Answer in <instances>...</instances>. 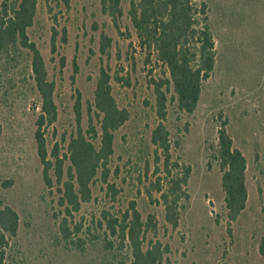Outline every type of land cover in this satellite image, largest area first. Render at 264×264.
Listing matches in <instances>:
<instances>
[{
    "label": "rangeland",
    "instance_id": "obj_1",
    "mask_svg": "<svg viewBox=\"0 0 264 264\" xmlns=\"http://www.w3.org/2000/svg\"><path fill=\"white\" fill-rule=\"evenodd\" d=\"M132 1L122 0L123 15L116 27L102 13L99 0H70L68 9L56 11L57 29L65 27L67 36L66 42L58 37L55 54L51 53L53 16L45 0H37L34 24L28 29L45 60L48 79L55 83L58 116L46 130L49 152L57 146L64 156L78 130L86 134L90 117L100 131L91 105L101 67L112 77L119 107L129 113L115 132L107 180L98 174L91 200L72 216L59 204L56 186L50 189L43 181L34 138L40 100L29 60L0 62V202L20 216L18 234L10 241V258L16 264H128L125 257L106 256L100 220L103 211L122 217L134 202L143 221L154 216L157 239L168 247L165 264H264L258 250L264 236V0H206L216 42L214 71L203 82L191 114L180 112L172 102V89L168 92L165 124L173 159L192 169L190 200L176 229L167 223L152 187L162 174L156 172L161 162L150 142L158 123L151 81L165 74L139 44L128 16ZM102 33L112 39L107 55L100 53ZM223 121L247 160L246 208L230 226L222 172L213 156ZM64 220L71 237L83 239L84 251L66 240L61 230ZM150 239L155 238L147 233L146 242Z\"/></svg>",
    "mask_w": 264,
    "mask_h": 264
},
{
    "label": "trees",
    "instance_id": "obj_2",
    "mask_svg": "<svg viewBox=\"0 0 264 264\" xmlns=\"http://www.w3.org/2000/svg\"><path fill=\"white\" fill-rule=\"evenodd\" d=\"M99 1L102 13L119 27L123 15L122 0ZM45 4L47 12L53 16L51 53L55 54L58 37L66 42L67 36L65 27L61 31L57 29V12L68 9L70 0H45ZM36 12L37 0H0V62L29 60L34 88L40 100L34 138L43 167V181L50 189L56 186L60 193L59 204L67 215L72 216L73 212L80 210L82 203L91 200V186L98 174L101 173L103 180H107L114 154L115 132L128 120L129 113L119 107L112 94V77L107 69L101 67L91 105L98 117L100 131L90 117L86 134L79 129L77 135L70 139L64 156L59 154L57 146L49 152L46 130L56 122L58 108L54 99L55 83L48 79L45 60L28 35ZM128 16L141 48L147 51L148 59L154 57L165 74L151 81L158 123L151 132L150 142L157 155L159 153L157 162H161V169L157 167L156 172L162 174L152 187L159 194L157 202L164 206L167 223L176 229L182 210L190 200L188 184L192 169L190 165L173 159L171 133L165 124L169 108L168 92L172 89V102H176L180 112L191 114L196 110L202 84L212 75L216 62V42L209 20V6L206 0H134ZM111 44L112 39L102 33L101 55L108 54ZM77 71L75 65V73ZM76 111L79 120V102ZM226 124L223 121L218 131L213 156L222 172L221 185L230 226L246 208L247 160L243 152L234 146ZM2 131L0 123V136ZM101 217L100 226L105 228L102 242L107 257H125L128 264H165L168 247L157 239V223L153 215L143 221L133 202L120 218L108 211H103ZM65 221L61 230L66 240L84 251L83 239L75 241ZM19 227L18 212L0 202V264H16L10 258L9 250L10 241L17 236ZM147 233L155 239L146 242ZM258 250L264 260V236Z\"/></svg>",
    "mask_w": 264,
    "mask_h": 264
}]
</instances>
